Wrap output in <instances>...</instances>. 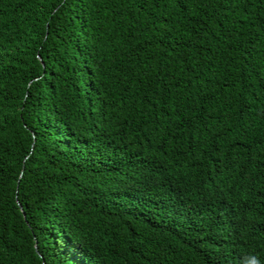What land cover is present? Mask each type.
Masks as SVG:
<instances>
[{
  "label": "trees",
  "instance_id": "obj_1",
  "mask_svg": "<svg viewBox=\"0 0 264 264\" xmlns=\"http://www.w3.org/2000/svg\"><path fill=\"white\" fill-rule=\"evenodd\" d=\"M253 258L264 0H0V264Z\"/></svg>",
  "mask_w": 264,
  "mask_h": 264
},
{
  "label": "clouds",
  "instance_id": "obj_2",
  "mask_svg": "<svg viewBox=\"0 0 264 264\" xmlns=\"http://www.w3.org/2000/svg\"><path fill=\"white\" fill-rule=\"evenodd\" d=\"M252 264H259V262H258V260H256V258H253Z\"/></svg>",
  "mask_w": 264,
  "mask_h": 264
},
{
  "label": "bare ground",
  "instance_id": "obj_3",
  "mask_svg": "<svg viewBox=\"0 0 264 264\" xmlns=\"http://www.w3.org/2000/svg\"><path fill=\"white\" fill-rule=\"evenodd\" d=\"M172 111V110H171ZM258 150V149H257ZM253 167V166H252ZM248 181V180H247Z\"/></svg>",
  "mask_w": 264,
  "mask_h": 264
}]
</instances>
